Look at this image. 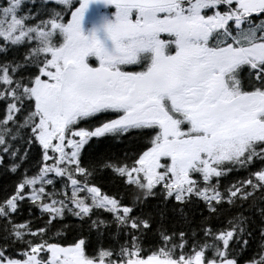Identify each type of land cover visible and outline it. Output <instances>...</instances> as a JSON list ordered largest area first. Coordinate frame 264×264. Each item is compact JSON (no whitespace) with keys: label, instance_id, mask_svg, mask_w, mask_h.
Returning <instances> with one entry per match:
<instances>
[{"label":"snow or ice","instance_id":"1","mask_svg":"<svg viewBox=\"0 0 264 264\" xmlns=\"http://www.w3.org/2000/svg\"><path fill=\"white\" fill-rule=\"evenodd\" d=\"M0 264H264V0H0Z\"/></svg>","mask_w":264,"mask_h":264}]
</instances>
